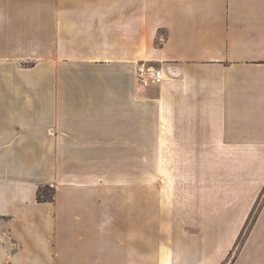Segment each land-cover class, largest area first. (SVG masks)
<instances>
[{
    "label": "crops",
    "instance_id": "1",
    "mask_svg": "<svg viewBox=\"0 0 264 264\" xmlns=\"http://www.w3.org/2000/svg\"><path fill=\"white\" fill-rule=\"evenodd\" d=\"M0 264H264V0H0Z\"/></svg>",
    "mask_w": 264,
    "mask_h": 264
},
{
    "label": "rangeland",
    "instance_id": "2",
    "mask_svg": "<svg viewBox=\"0 0 264 264\" xmlns=\"http://www.w3.org/2000/svg\"><path fill=\"white\" fill-rule=\"evenodd\" d=\"M139 89L141 88L139 87ZM141 90H145V89H141ZM125 157H126L125 150L123 149L111 150V174H123V173H129V172L130 173H140V172L155 173L156 172L155 165H152V166L149 165L145 167H141L138 165H129V164H126ZM182 168L184 169L186 167L182 166ZM51 195H52L51 187L43 189V192H42L43 198H48Z\"/></svg>",
    "mask_w": 264,
    "mask_h": 264
},
{
    "label": "built area",
    "instance_id": "3",
    "mask_svg": "<svg viewBox=\"0 0 264 264\" xmlns=\"http://www.w3.org/2000/svg\"><path fill=\"white\" fill-rule=\"evenodd\" d=\"M166 78V74L160 67L146 64H139L136 68V80L141 89L161 84Z\"/></svg>",
    "mask_w": 264,
    "mask_h": 264
},
{
    "label": "trees",
    "instance_id": "4",
    "mask_svg": "<svg viewBox=\"0 0 264 264\" xmlns=\"http://www.w3.org/2000/svg\"><path fill=\"white\" fill-rule=\"evenodd\" d=\"M44 188H49V187H44ZM44 188H39L37 191V200L41 201L43 199L42 192ZM52 195H53V189H52ZM52 195L48 197L50 200H52Z\"/></svg>",
    "mask_w": 264,
    "mask_h": 264
}]
</instances>
